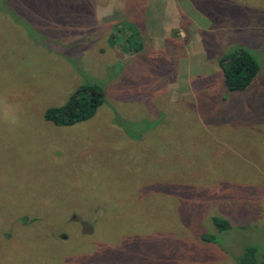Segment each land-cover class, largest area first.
<instances>
[{"label": "rangeland", "instance_id": "obj_1", "mask_svg": "<svg viewBox=\"0 0 264 264\" xmlns=\"http://www.w3.org/2000/svg\"><path fill=\"white\" fill-rule=\"evenodd\" d=\"M238 47L260 69L227 93ZM83 83L105 94L93 118L44 120ZM247 245L264 260V0H0V264H236Z\"/></svg>", "mask_w": 264, "mask_h": 264}, {"label": "trees", "instance_id": "obj_2", "mask_svg": "<svg viewBox=\"0 0 264 264\" xmlns=\"http://www.w3.org/2000/svg\"><path fill=\"white\" fill-rule=\"evenodd\" d=\"M120 33V32H119ZM137 35V34H136ZM113 36L109 40L111 46L116 45ZM122 48L126 47L128 39L118 41ZM126 52L136 53L137 48H125ZM140 50V49H139ZM138 50V51H139ZM222 71V81L227 93L246 90L259 72V64L254 55L244 47H238L223 54L219 58ZM105 102L102 87L96 83H83L69 96L67 101L58 107H50L44 111V120L57 127H69L86 122L94 117L97 110ZM35 222L36 220H32ZM212 224L219 232L230 229V221L219 216L212 218ZM202 240L210 241L206 234ZM236 264H264L258 254L257 247L247 245L243 252L235 258Z\"/></svg>", "mask_w": 264, "mask_h": 264}, {"label": "water", "instance_id": "obj_3", "mask_svg": "<svg viewBox=\"0 0 264 264\" xmlns=\"http://www.w3.org/2000/svg\"><path fill=\"white\" fill-rule=\"evenodd\" d=\"M84 232H87V231H84Z\"/></svg>", "mask_w": 264, "mask_h": 264}]
</instances>
